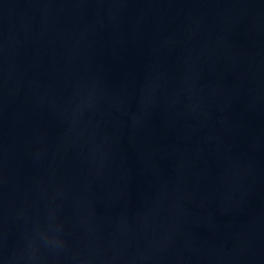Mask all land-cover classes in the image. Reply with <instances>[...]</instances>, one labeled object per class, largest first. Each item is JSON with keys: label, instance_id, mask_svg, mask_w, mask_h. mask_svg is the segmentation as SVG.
<instances>
[{"label": "water", "instance_id": "95a60500", "mask_svg": "<svg viewBox=\"0 0 264 264\" xmlns=\"http://www.w3.org/2000/svg\"><path fill=\"white\" fill-rule=\"evenodd\" d=\"M0 264H264V0H0Z\"/></svg>", "mask_w": 264, "mask_h": 264}]
</instances>
